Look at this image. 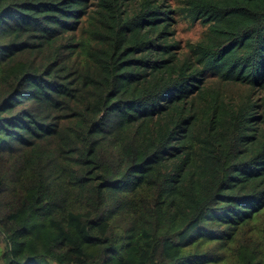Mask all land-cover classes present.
Wrapping results in <instances>:
<instances>
[{
    "label": "trees",
    "instance_id": "obj_1",
    "mask_svg": "<svg viewBox=\"0 0 264 264\" xmlns=\"http://www.w3.org/2000/svg\"><path fill=\"white\" fill-rule=\"evenodd\" d=\"M0 0V264H264V0Z\"/></svg>",
    "mask_w": 264,
    "mask_h": 264
},
{
    "label": "rangeland",
    "instance_id": "obj_2",
    "mask_svg": "<svg viewBox=\"0 0 264 264\" xmlns=\"http://www.w3.org/2000/svg\"><path fill=\"white\" fill-rule=\"evenodd\" d=\"M163 3L164 8H170L173 13L171 17L174 18L175 23L172 27V38L179 42L181 47L185 49L187 44H195L199 42L206 31L199 23H192L184 17L178 16V13H175L178 8L183 6L185 0H158Z\"/></svg>",
    "mask_w": 264,
    "mask_h": 264
}]
</instances>
